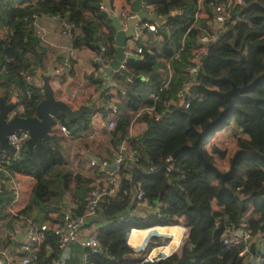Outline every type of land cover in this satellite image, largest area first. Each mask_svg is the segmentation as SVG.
Returning <instances> with one entry per match:
<instances>
[{
  "label": "trees",
  "instance_id": "obj_1",
  "mask_svg": "<svg viewBox=\"0 0 264 264\" xmlns=\"http://www.w3.org/2000/svg\"><path fill=\"white\" fill-rule=\"evenodd\" d=\"M196 1L152 0L148 5L157 16L166 17L181 11V16L186 17ZM209 1L203 2L208 14ZM101 3L102 0H0V87L5 90L6 99L18 94L25 109L24 117H33L43 99L41 90L25 79H34L37 71L44 69L47 57L48 44L36 32V19L57 17L71 24L72 48H87L95 56L112 60L116 54L115 31L111 18L100 11ZM209 20L196 21L186 33L173 27L167 30V26L172 25L167 23L160 29V34L170 31L174 45L181 49L171 63L174 75L168 89L159 92L162 81L157 62L159 59L167 62L173 54L164 56L156 50H144L141 60L125 63L126 70L142 80L122 84L128 105L125 113L116 119L110 136L113 149L125 142L137 152L138 159L122 164L117 192L102 201L96 216L87 220L86 228L96 229L97 239L108 254L107 257L92 255V264H144V257L161 245L155 238L151 239L140 258H136L139 252L127 244L128 235L134 229L157 227L133 231L128 240L133 247L142 245L152 231L171 235V244L152 254L162 251L168 255L178 245L182 229L167 226L182 222L191 226L190 237L182 242L178 254L155 264H241L238 257L241 248H225L221 231L212 229L214 219L225 215L233 226L246 219L256 233L264 232V78L232 97L234 108L200 145L205 160L221 173H227L234 163L235 168L228 176L222 180L194 153L173 157L177 150L192 146L196 141L190 120L194 130L201 132L227 107L223 97L210 91L227 93L233 85L243 87L244 82L250 86L264 74V0H246L243 7L232 12L224 30L208 45V53L201 58L200 70L188 88V109L170 108L158 122L144 113L135 117L144 108L155 107L160 112L162 102L175 97L188 82L186 72L198 45V35L207 28ZM123 78L125 80L124 76L117 75L115 80L122 82ZM146 78L149 81H145ZM156 93L159 99L154 101L152 95ZM57 119L69 129L78 125L67 122L62 114ZM137 123L145 124V128L131 130ZM230 124L235 125L238 134L233 135L236 150L225 171L218 167L216 160L226 161L227 150L210 144L209 151L206 146L214 134ZM170 158H173V171L168 169ZM12 171L31 177L35 182L20 214L36 223H61L62 210L72 206L76 207L73 214L81 216L95 186L94 180L67 169L56 136L38 147H26L20 161L12 164ZM137 185L150 209L144 210L142 217L125 222L127 214L137 206L133 196ZM57 243V238L48 234L35 264H52L58 255Z\"/></svg>",
  "mask_w": 264,
  "mask_h": 264
},
{
  "label": "built area",
  "instance_id": "obj_2",
  "mask_svg": "<svg viewBox=\"0 0 264 264\" xmlns=\"http://www.w3.org/2000/svg\"><path fill=\"white\" fill-rule=\"evenodd\" d=\"M202 1L204 2V0ZM245 1L246 0H211L207 2L209 14L206 12L204 14L201 13L200 15H206L205 19L210 18V20L207 22V28L202 30L198 35V45L193 51L191 66L186 72L188 82L176 93L175 97L162 102L163 108L160 112L156 111L155 107L144 108L138 111V113L135 114V117H139L144 113L147 114L149 118L158 122L165 117L170 108L176 110L188 109L189 102L186 101L188 88L200 70L201 58L207 55L208 45L224 30L225 24L230 20L232 12L237 8L243 7ZM147 7L150 6L147 5ZM99 9L104 13L106 11L104 5H100ZM181 15H183L181 11H175L170 14V18L179 17ZM45 17L57 21L61 25V34L71 38L73 29L71 24L61 21L57 17L41 16L40 18ZM133 18L134 17L130 15L125 16V20H131ZM195 19H198V13L195 15ZM165 23H167V21H164L161 24L145 22L136 25L135 37L132 39L136 46L133 51L129 52V54L140 56L144 53V49L137 45V43L144 41V37L147 33L152 34L156 38H160V29L163 28ZM191 28L192 27H190L188 31L191 30ZM36 32L39 34V31ZM180 50L181 49L176 48L173 56L166 62V79L162 80L159 92L170 87L172 81L171 63L174 57H178ZM75 51L76 50L72 47L67 50L68 57L61 66V69L56 72L57 75H61L64 67L68 69L70 64L77 59ZM102 51H104V49H102ZM94 62L99 65L100 70L106 67L110 60L98 55L94 57ZM125 63L126 61L122 63L120 67L125 68ZM25 79L28 83L37 86L43 94L42 88L39 87L40 83L31 77H26ZM145 81H149V79L146 78ZM112 88L116 89L118 87L114 84ZM118 90V96H126L125 90ZM13 99L15 107L8 114V118H13L15 116L24 117L25 109L24 106L20 104L18 94L14 93ZM153 99L154 101H157L159 99V93H156L153 96ZM164 107L166 109H164ZM101 109L102 117L107 123V129L112 130L115 126L116 118L120 114L118 103L115 100L109 101L108 104L102 105ZM60 131L66 136H70V131L65 127L61 126ZM28 140L29 134L26 131L13 133L7 136L8 144L13 152L8 153L0 150V264H35L36 256L39 253L41 246L46 241L48 234L53 235L58 240V255L57 259L52 264H63L59 261L58 256L69 245H78L83 249L81 264H92L90 260L92 255H104L107 257L108 254L106 249L97 239L95 228L90 229L91 231L88 235L85 234L84 236L81 233L89 231L86 228L87 220L96 216L99 204L105 199L111 198L115 195L120 185L118 172L122 164L126 161L136 162L138 159L137 152L133 151L125 142H122L119 146L113 149L110 161L100 158L90 159L89 166L98 175V180L91 190L85 212L81 216H75L72 210L76 207L72 206L62 210L61 223H36L32 219L26 218L20 214L25 207L24 205L17 209L22 194L21 179L25 176H21L12 171V164L20 161L22 153L27 147L26 143ZM167 163L169 164V171H173V158L168 159ZM110 167H113V170H110ZM133 196L137 201V206L130 210L125 222H128L129 219L133 217H142L144 213L140 211L141 209H150L139 185H137ZM212 229L221 231V240L223 241L225 248H241L238 255L241 264L264 263V232L256 233L252 223L247 222L246 219H242L240 224L233 226L230 223L229 217L220 215L214 219ZM146 246L147 243L145 242L142 249H145ZM167 257L169 256L160 252L155 255L149 253L145 256L142 263L155 264Z\"/></svg>",
  "mask_w": 264,
  "mask_h": 264
},
{
  "label": "crops",
  "instance_id": "obj_3",
  "mask_svg": "<svg viewBox=\"0 0 264 264\" xmlns=\"http://www.w3.org/2000/svg\"><path fill=\"white\" fill-rule=\"evenodd\" d=\"M134 2L135 0H102L101 5L105 6V13L111 18L112 23L113 20H116L117 25H120L122 30H124L127 28V22L130 21L125 20V16L130 15L135 17ZM147 5L148 4H143L142 9L151 15L157 16L153 12V8L147 7ZM190 9L191 11L186 17H183L182 19L178 18L176 20H168L167 24L172 25H168L167 30L168 28L171 27L172 29L173 27L177 31H184L186 33L190 27L194 26L196 21L205 19L206 15H200L201 13L204 14L207 12L202 0H197L195 5H193ZM197 13L198 19L196 20L195 15ZM35 26L36 31L41 32L43 36L46 35L49 45L47 46V57L45 59L44 69L37 71L34 79L40 83L39 87L41 88L44 86V83L48 84L54 93L56 101H60L66 105L69 113H62L65 120L74 124L76 122L78 123L74 129L65 127L70 131V136H66L61 133L60 127L62 125L57 119L56 125L51 134L56 136L58 139L67 169L73 174L81 173L83 176L94 180L96 183L98 175L90 168L89 160L92 158H100L109 161L113 153L110 130L107 129L106 120L102 117L101 107L102 105L108 104L109 101L115 100L120 108L119 116L123 115L126 111L128 100L125 97L118 96V89L125 90V87L122 84L126 85L131 80L120 74L118 71L113 70L110 66V62L114 60L116 54L106 67L99 70V65L94 62V52L87 48L76 50L75 54L77 59L70 64L68 69L64 67L61 75H57L56 72L61 69V66L68 57L67 50L71 48V38L63 36L61 34V25L57 21L50 18H38L35 22ZM167 30L161 34L160 38H156L152 34L147 33L144 37V41L137 43V45L141 46L144 50H147V52H150V50H156L164 56L172 55L174 54L176 46L170 38V31ZM115 35L116 33H114V37ZM135 46L134 40L127 41L125 54L130 55L129 52L133 51ZM115 49H117L116 43ZM157 64L160 80L162 81L166 79V60L159 59ZM171 69L173 77L174 69ZM117 75L124 76L125 80L123 78L121 80L122 82H117L115 80ZM114 84L117 85L118 88H112ZM1 94L5 95V91H3L0 87V101L3 100L6 103L12 102L13 95L9 97V99H6V95L4 97ZM118 117L116 119H118ZM135 125L133 127H135V130L137 129V131H141L145 128V124L143 123H137ZM228 129L233 131L235 130L234 132H237L235 125L230 124L228 127L214 134V137L220 136L221 134L224 135L227 133ZM132 133L133 131L131 134ZM228 157L229 155H227V158ZM30 178L31 177L28 176L23 177L22 196H20V202L17 205V209L23 207V205L25 206L28 201L31 189L35 184L34 180ZM144 210L145 209H141L140 211L144 213ZM167 227H179L182 229L179 243L176 248L171 251V253L167 255L165 252L158 251L160 253H164L166 256H170L179 251L182 242L189 237V231L191 230L181 224ZM154 228L157 227L146 230H153ZM146 230L134 229L131 230L128 235L127 244L134 251L139 252L136 258H140L141 252L145 250L142 249L144 243L146 242L149 244L151 239L155 238L159 241L157 238H164L168 240L166 245L164 243H158L161 246L154 247L149 252L152 254L155 250L165 248L172 242L173 237L171 235H160L155 233V231H152L151 234H149V236L143 241L142 245L138 247L130 245L128 240L133 231ZM90 231L91 230L81 234L85 236V234L88 235ZM82 254L83 249L80 246L69 245L62 253L59 254L58 259L63 264H81Z\"/></svg>",
  "mask_w": 264,
  "mask_h": 264
},
{
  "label": "water",
  "instance_id": "obj_4",
  "mask_svg": "<svg viewBox=\"0 0 264 264\" xmlns=\"http://www.w3.org/2000/svg\"><path fill=\"white\" fill-rule=\"evenodd\" d=\"M152 0H135L134 2V10L135 17L127 22V28L122 30L120 25H117L116 20H113L114 30H115V43L117 46L116 56L114 60L110 62V66L113 70L118 71L120 74L124 75L132 82L141 81V77L133 76L129 73L126 68H121V64L128 60H141V56L134 55H126L125 47L127 41L132 40L135 37V26L145 22H154L157 24H161L164 21H168L169 16L166 17H158L155 15L149 14L147 11L142 9L143 4H149ZM264 78V74L257 78L250 86H248L245 82L243 87L238 88L235 85L232 86V89L227 93H219L217 91H210V94H216L223 97L227 102V107L221 112L219 117L210 122L201 132L194 130L191 120L189 122L190 128L193 130L196 141L192 146H186L179 150H177L173 157H178L180 154L185 152L194 153L200 162L208 169L213 171L218 177L222 180L228 176L235 168L234 163L232 164L231 169L223 174L218 171L215 167L209 164L203 155L200 152V145L202 141L207 137L208 134L211 133L212 129L217 125L221 124L226 115L230 112L232 108H234V102L232 97L234 95L239 96L241 93L245 92L249 88H251L254 84H256L259 80ZM43 89V99L36 107L35 115L33 117H13L8 118V114L14 109V99H12L11 103H6L5 101H0V150L8 153H12L13 150L8 144L7 136L13 133H19L20 131H26L29 134V140L26 143V146L30 149L32 147L40 146L43 141H53V135L51 134L54 129L57 116L59 114H67L69 113L66 105L60 101H56L54 97V93L49 87L48 84L44 83L42 86ZM110 170H113V167H110Z\"/></svg>",
  "mask_w": 264,
  "mask_h": 264
},
{
  "label": "rangeland",
  "instance_id": "obj_5",
  "mask_svg": "<svg viewBox=\"0 0 264 264\" xmlns=\"http://www.w3.org/2000/svg\"><path fill=\"white\" fill-rule=\"evenodd\" d=\"M184 16H181V17H179V19H182ZM39 37L45 42V43H47L48 44V40L46 39V35H44L43 36V34L41 33V32H39ZM49 45V44H48ZM3 91H5V90H3ZM1 95H3V96H5L4 94H1ZM135 127L137 128V126L135 125ZM135 127H132V130H135ZM134 128V129H133ZM137 130V129H136ZM235 131V130H234ZM233 130H227V133H225L224 135H220V136H213V137H211L210 138V140H209V145H207L206 147H207V149L210 151V144H212V145H215V146H218V148L219 149H221V150H227V154L229 155V157L227 158V160L226 161H223V162H220V161H218V160H216L217 161V165H218V167L220 168V169H223V170H228L229 169V160H230V158L233 156V154L235 153V150H236V141H235V139H233L232 138V136L234 135V134H236V132H234ZM237 134H238V132H237ZM236 136V135H235ZM30 179H32V178H30ZM33 180V179H32ZM23 181H24V179L22 178L21 179V182H22V184H23ZM21 196H22V194H21ZM20 201V200H19ZM21 201H22V197H21ZM185 222V221H184ZM181 225H185L186 226V228H188V229H190V230H192L191 229V226H188V225H186L185 223H183L182 222V224ZM188 226V227H187ZM190 232V231H189ZM196 234H199V232L200 231H197L196 230ZM189 237H190V235H188ZM158 240H159V243H167V240L166 239H164V238H157ZM175 255L176 254H178V252L177 253H174ZM145 258V257H144Z\"/></svg>",
  "mask_w": 264,
  "mask_h": 264
}]
</instances>
